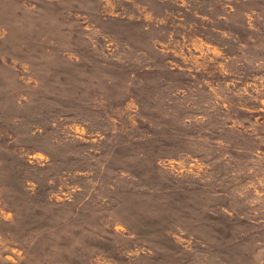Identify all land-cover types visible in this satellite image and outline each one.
<instances>
[{"label":"rangeland","instance_id":"rangeland-1","mask_svg":"<svg viewBox=\"0 0 264 264\" xmlns=\"http://www.w3.org/2000/svg\"><path fill=\"white\" fill-rule=\"evenodd\" d=\"M0 264H264V0H0Z\"/></svg>","mask_w":264,"mask_h":264}]
</instances>
